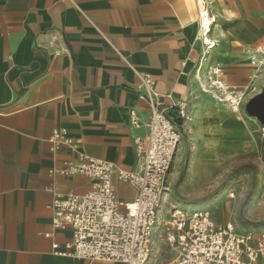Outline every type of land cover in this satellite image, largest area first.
<instances>
[{
	"label": "crops",
	"instance_id": "obj_1",
	"mask_svg": "<svg viewBox=\"0 0 264 264\" xmlns=\"http://www.w3.org/2000/svg\"><path fill=\"white\" fill-rule=\"evenodd\" d=\"M202 10L211 19L205 38ZM50 40L58 57L45 50ZM263 47L264 0H0V264H121L55 254L52 246L61 251L71 238L52 226L55 195H82L93 181L50 170L77 153L138 169L134 139L146 136L152 109L141 96L142 75L152 79L160 109L184 103L193 124L214 130L226 152H262L264 126L247 104L264 90V56L257 67L249 60ZM206 57L244 94L234 118L200 91L195 68ZM131 110L138 128L129 123ZM60 128L77 143L53 153L48 138ZM185 150L181 141L170 185ZM112 182L119 199L135 198L132 186L115 175ZM155 241L168 256L161 263L170 260Z\"/></svg>",
	"mask_w": 264,
	"mask_h": 264
},
{
	"label": "built area",
	"instance_id": "obj_2",
	"mask_svg": "<svg viewBox=\"0 0 264 264\" xmlns=\"http://www.w3.org/2000/svg\"><path fill=\"white\" fill-rule=\"evenodd\" d=\"M199 25L205 38L211 25L207 11L199 14ZM205 46L210 49L212 44ZM45 50L51 57L61 54L57 40H50ZM261 56L264 47L250 52L251 65H260ZM207 58L200 59L195 68L200 91L230 112L239 113L245 101L243 92L229 86L222 79L221 69L207 64ZM140 78L141 96L152 109L146 136L134 139L138 169L124 171L105 160L77 153L74 159H66L60 167L50 170L51 175L83 176L93 181L92 188L82 195H55L50 206L52 226L71 232L63 250L58 251L57 244L52 246L55 254L101 262L149 264L153 243L160 239L165 251L172 255L161 264H264V233L239 232L231 223L218 225L207 210L167 204L168 176L189 114L184 103L170 111L160 109L153 100L152 79L147 75ZM129 123L133 128L140 126L134 110L129 112ZM48 143L51 152L59 153L73 150L77 141L60 128L52 131ZM113 175L136 190L132 201L115 195Z\"/></svg>",
	"mask_w": 264,
	"mask_h": 264
},
{
	"label": "rangeland",
	"instance_id": "obj_3",
	"mask_svg": "<svg viewBox=\"0 0 264 264\" xmlns=\"http://www.w3.org/2000/svg\"><path fill=\"white\" fill-rule=\"evenodd\" d=\"M229 113L226 111L227 116L234 118ZM191 122L192 117H189L187 124ZM184 127L182 141H185L188 151L185 150L180 171L173 175L177 179L172 185L171 177H168L170 194L167 204L188 210H207L218 225L231 223L239 232H263L264 137L260 138L262 152L240 157L232 150L226 152L227 148L217 146L223 140L217 139L214 130L193 122L188 132L187 125ZM153 244L149 264H161L168 256L163 253L164 249L158 254L159 242Z\"/></svg>",
	"mask_w": 264,
	"mask_h": 264
},
{
	"label": "water",
	"instance_id": "obj_4",
	"mask_svg": "<svg viewBox=\"0 0 264 264\" xmlns=\"http://www.w3.org/2000/svg\"><path fill=\"white\" fill-rule=\"evenodd\" d=\"M247 111L250 115L255 116L264 126V90L261 95L249 101Z\"/></svg>",
	"mask_w": 264,
	"mask_h": 264
},
{
	"label": "trees",
	"instance_id": "obj_5",
	"mask_svg": "<svg viewBox=\"0 0 264 264\" xmlns=\"http://www.w3.org/2000/svg\"><path fill=\"white\" fill-rule=\"evenodd\" d=\"M188 151V148H186V152ZM187 157V153H186V156H185V158Z\"/></svg>",
	"mask_w": 264,
	"mask_h": 264
},
{
	"label": "bare ground",
	"instance_id": "obj_6",
	"mask_svg": "<svg viewBox=\"0 0 264 264\" xmlns=\"http://www.w3.org/2000/svg\"><path fill=\"white\" fill-rule=\"evenodd\" d=\"M203 12L205 11V10H202ZM173 169V168H172ZM172 169H171V171H172ZM171 171H170V173H171ZM172 174V173H171Z\"/></svg>",
	"mask_w": 264,
	"mask_h": 264
}]
</instances>
